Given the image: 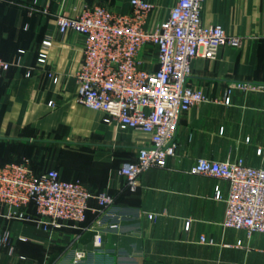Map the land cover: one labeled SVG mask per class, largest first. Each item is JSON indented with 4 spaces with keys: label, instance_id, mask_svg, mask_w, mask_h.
<instances>
[{
    "label": "crops",
    "instance_id": "1",
    "mask_svg": "<svg viewBox=\"0 0 264 264\" xmlns=\"http://www.w3.org/2000/svg\"><path fill=\"white\" fill-rule=\"evenodd\" d=\"M149 1L154 9L147 28L154 29L176 0ZM95 4L131 11L130 0L0 1V57L11 63L0 78V165L28 161L36 173L55 168L61 179L116 199L111 215L91 200L85 221L48 229L9 218V208L0 204V235H9L0 242V264H264V234L248 237L223 224L228 181L192 171L200 158L241 157L264 169V0H206L203 22L221 24L240 42L222 46L213 59H194L189 83L206 99L181 117L176 154L165 167L143 173L135 190L120 168L136 159L151 136L105 122L102 112L78 101L85 38L58 30L60 15L75 16ZM43 50L45 65L38 63ZM139 59L148 70L158 68L153 45ZM216 186L222 200L215 198ZM114 223L117 229H105ZM103 228L97 247L95 236ZM239 239L243 246H237ZM77 251L84 252L78 260Z\"/></svg>",
    "mask_w": 264,
    "mask_h": 264
},
{
    "label": "built area",
    "instance_id": "2",
    "mask_svg": "<svg viewBox=\"0 0 264 264\" xmlns=\"http://www.w3.org/2000/svg\"><path fill=\"white\" fill-rule=\"evenodd\" d=\"M205 2L176 0L168 17L154 29L147 28L154 9L149 0H130L128 13L95 4L85 5L75 16L62 14L58 18L61 34L73 30L85 38L83 62L76 75L78 101L102 112L105 122H116L121 129H138L151 136L150 144L138 150L136 159L121 165L120 174L131 190L139 186L143 173L167 165L168 158L176 154L181 117L206 99L189 83L194 59L200 54L213 59L222 46L240 42V38L229 36L221 24L203 22ZM44 45L51 46V39ZM146 45L157 49L158 68L154 71L144 68L139 59ZM47 57V52L41 51L38 63L45 65ZM10 67L11 63L0 57V78ZM259 89L264 91V85ZM230 101L227 95L224 102ZM192 171L228 181L225 227L245 230L248 237L264 234L263 168L252 167L241 157L223 161L200 158ZM215 198L223 199L219 186L215 187ZM91 200L97 202L105 216L114 212L115 196L91 191L78 180H63L55 168L36 173L28 161L0 165V204L9 208V218L32 221L45 229L60 228L63 223L85 221ZM148 217L153 219L155 214ZM189 227L187 222L186 229ZM117 228L114 223L105 229ZM103 231L104 228L95 236L97 247L103 244ZM8 240L7 233L0 235V242ZM201 241L213 243L204 236ZM237 246H243V241L239 239ZM83 255L77 251L75 258Z\"/></svg>",
    "mask_w": 264,
    "mask_h": 264
}]
</instances>
